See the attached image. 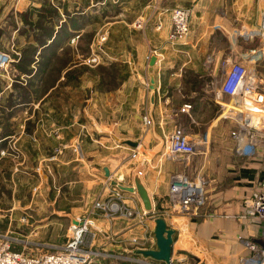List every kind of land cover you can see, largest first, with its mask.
<instances>
[{
    "label": "crops",
    "instance_id": "1",
    "mask_svg": "<svg viewBox=\"0 0 264 264\" xmlns=\"http://www.w3.org/2000/svg\"><path fill=\"white\" fill-rule=\"evenodd\" d=\"M182 7L193 8L190 34L171 44L170 11ZM138 18L141 28L134 26ZM263 20L264 0H1L0 50L16 60L0 87V175L35 173L51 193L63 174L66 186L92 180L108 192L107 179L124 174L132 187L142 166L154 211L146 214L137 195L110 180L121 211L98 217L93 250L104 257L94 264H164L135 254L156 248L159 217L175 231L172 264H241L249 255L245 241L264 242V220L242 217L264 169L258 159L212 153L210 146H236L231 132L239 119L224 114L233 100L217 97L224 73L243 64L264 88ZM139 36L143 41H135ZM100 107L111 115L96 116L91 137L90 113ZM179 127L194 141L207 135V153L172 160L169 137ZM126 141L157 153L145 159ZM175 174L205 182L207 203L198 211L173 208Z\"/></svg>",
    "mask_w": 264,
    "mask_h": 264
},
{
    "label": "built area",
    "instance_id": "2",
    "mask_svg": "<svg viewBox=\"0 0 264 264\" xmlns=\"http://www.w3.org/2000/svg\"><path fill=\"white\" fill-rule=\"evenodd\" d=\"M192 12L189 8H175L170 11L172 28L169 42L171 44L184 42L189 36ZM135 26L141 28L143 20H140ZM261 29L264 36V20ZM15 60L12 52L0 50V86L3 77L7 75ZM94 63H96V59H91L90 64ZM261 83L255 75L249 73L243 64L235 63L224 73L220 89L217 92L218 99L221 98V95H228L232 98L233 105L229 110L240 114L237 128L231 133L236 144L235 153L240 157L254 159L260 157L261 154L264 155V88ZM190 108L191 106L186 105L183 111ZM230 114L227 117H231ZM145 123L150 125L151 120L145 118ZM209 146L207 135L199 141H194L189 138L185 129L179 127L169 137L167 153L172 160L188 163L196 154L207 153ZM137 156L138 154L135 153L133 158H137ZM110 179L112 183H117L116 187L118 188L125 186L124 174L118 176V182ZM204 185L203 180L191 181L184 175H173L169 192L173 208L185 214L198 211L205 205ZM98 206L107 209L112 214L121 211L119 204L104 205L105 207L98 204ZM248 216L264 220V178L259 191L249 201L247 212L242 217ZM91 225L88 219L76 218L69 229L68 241L58 248L45 245V248L52 247L57 250L43 254H29L25 252V248L17 250V246L22 245L19 241L6 235H0V264H94L96 259L104 256L93 250L96 233L90 230ZM136 242L137 240L134 239L133 243ZM245 246L249 255L241 260V264H264V242L261 245L245 241ZM130 260L139 262L135 259Z\"/></svg>",
    "mask_w": 264,
    "mask_h": 264
},
{
    "label": "rangeland",
    "instance_id": "3",
    "mask_svg": "<svg viewBox=\"0 0 264 264\" xmlns=\"http://www.w3.org/2000/svg\"><path fill=\"white\" fill-rule=\"evenodd\" d=\"M189 9L192 10L193 8ZM137 20L139 22L143 19L138 18ZM138 22H136L135 25ZM124 34L125 36H123V38L126 43L134 42L133 37L129 36L130 33ZM107 37V34L101 36L100 42H104L105 40H107ZM135 41H143L142 36L137 37ZM91 59H96V63L91 64V66L97 64L98 58L96 56L91 57L89 62L91 61ZM110 100L112 101L111 98ZM109 103L110 106H113V101ZM107 109L110 108L108 107ZM99 110V112L96 111L90 113L91 122H93V124H91V129L89 130L91 137L96 136L93 132H96V134L98 133L96 126H94L95 123L98 124L96 116L98 115L107 118L111 115L110 110L104 111V108L102 107H100ZM231 111L228 108L224 113L225 116H229ZM238 114L239 113L232 111L230 116H232L233 118H236L235 116H237V118L239 119L240 114L239 116ZM236 128L237 121L234 130ZM210 147V151L212 153L227 152L229 154L231 152H235L234 147L226 148L223 151L220 150L219 145L216 144H212ZM135 153L136 152L132 154L130 160H135L133 159ZM263 156L264 155L261 154L260 157L254 159H258L264 169ZM91 164H93V162ZM94 165L95 164H93V166ZM90 167L92 169V166ZM34 174L32 173L31 175L26 176H20L16 174L14 176L0 175V235H6L19 241L22 245H18L16 248L17 250H22L23 248H25V252L29 254L55 252L57 249H54L52 247L48 249L45 248V245H51L57 248L63 246L68 241L67 236L69 234L72 220H75L76 218L88 219L92 224L90 230L92 232H95L97 236V233L101 231V227L96 224L99 223L96 222L98 217H105L107 214H112L107 209L105 210L103 208H100L98 204L102 206L119 204L117 202L119 201V196L117 195L118 192L116 193L115 191L111 190L109 183L111 180L110 178H112V180L114 181H117L120 174L115 177L111 176L109 179H107L106 188H108V192L107 190H104L102 186L98 185L92 180H90V183L86 184L85 186L83 185L82 187L78 185L66 186L64 185V183L59 182V177L61 176H55L54 178L56 181V188H52L51 193L50 186H46V188L44 189L43 185H41L42 182L40 178L36 176V174ZM61 175V178H63V174ZM66 187L67 192H65ZM101 187L103 188L102 190H100ZM115 188L117 190H120L116 186ZM70 189L73 192L70 194V197L68 196V199L65 200V197L62 198V195L68 193ZM109 190H111V192H109ZM257 191L254 194H256ZM56 195H58L59 197L54 198ZM103 196H107L108 199L107 197H105V199L108 201L102 199ZM113 197H115L114 200ZM205 203H207L206 197ZM60 208L62 209V211L59 210ZM247 209L245 211V214L247 212ZM116 215H119V213L112 214V216L114 217H117ZM125 227H128V224H125Z\"/></svg>",
    "mask_w": 264,
    "mask_h": 264
},
{
    "label": "water",
    "instance_id": "4",
    "mask_svg": "<svg viewBox=\"0 0 264 264\" xmlns=\"http://www.w3.org/2000/svg\"><path fill=\"white\" fill-rule=\"evenodd\" d=\"M156 58H152L151 65H155ZM125 144L131 146L132 148H136L139 150L141 155L145 159H151L157 151L150 153L146 151L141 144L133 141H126ZM141 169L142 166L134 173L132 187L119 186V188L124 192H129L137 195L141 200L144 208V212L146 214L154 211L153 200L147 190L146 186L143 184L141 179ZM107 176H109V171L106 170ZM114 186H117V183H112ZM155 231L154 236L156 239V248L155 249H139L135 252L136 255L142 256L144 259H152L156 262L171 264L172 263V252L174 245V235L175 231L170 229L167 222L163 218H156L155 220Z\"/></svg>",
    "mask_w": 264,
    "mask_h": 264
}]
</instances>
